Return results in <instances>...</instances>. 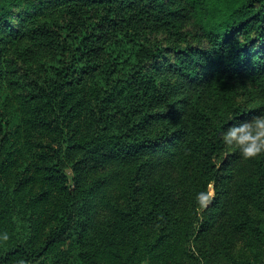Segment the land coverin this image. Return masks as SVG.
<instances>
[{"label": "trees", "instance_id": "16d2710c", "mask_svg": "<svg viewBox=\"0 0 264 264\" xmlns=\"http://www.w3.org/2000/svg\"><path fill=\"white\" fill-rule=\"evenodd\" d=\"M259 113L264 0H0V264H264Z\"/></svg>", "mask_w": 264, "mask_h": 264}, {"label": "clouds", "instance_id": "9594fccd", "mask_svg": "<svg viewBox=\"0 0 264 264\" xmlns=\"http://www.w3.org/2000/svg\"><path fill=\"white\" fill-rule=\"evenodd\" d=\"M222 142L227 147H238L244 158H255L264 154V113L251 115L249 118L234 119L221 134ZM213 193L202 191L198 193L200 204L207 207ZM0 239L7 241L9 234L5 231Z\"/></svg>", "mask_w": 264, "mask_h": 264}, {"label": "rangeland", "instance_id": "374dc122", "mask_svg": "<svg viewBox=\"0 0 264 264\" xmlns=\"http://www.w3.org/2000/svg\"><path fill=\"white\" fill-rule=\"evenodd\" d=\"M210 192H212V193H213V195H212V197H213V196H214V194H215L214 186H211V188H210Z\"/></svg>", "mask_w": 264, "mask_h": 264}]
</instances>
